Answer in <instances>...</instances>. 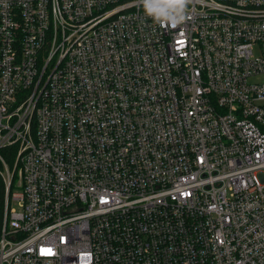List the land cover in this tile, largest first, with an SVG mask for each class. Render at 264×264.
Instances as JSON below:
<instances>
[{
    "label": "built area",
    "instance_id": "1",
    "mask_svg": "<svg viewBox=\"0 0 264 264\" xmlns=\"http://www.w3.org/2000/svg\"><path fill=\"white\" fill-rule=\"evenodd\" d=\"M0 264H264V0H0Z\"/></svg>",
    "mask_w": 264,
    "mask_h": 264
},
{
    "label": "clouds",
    "instance_id": "2",
    "mask_svg": "<svg viewBox=\"0 0 264 264\" xmlns=\"http://www.w3.org/2000/svg\"><path fill=\"white\" fill-rule=\"evenodd\" d=\"M191 0H137L146 17L164 28H176L187 19Z\"/></svg>",
    "mask_w": 264,
    "mask_h": 264
}]
</instances>
